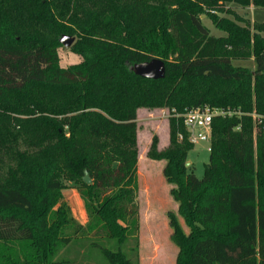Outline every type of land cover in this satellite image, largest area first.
Here are the masks:
<instances>
[{"label": "trees", "instance_id": "trees-1", "mask_svg": "<svg viewBox=\"0 0 264 264\" xmlns=\"http://www.w3.org/2000/svg\"><path fill=\"white\" fill-rule=\"evenodd\" d=\"M219 1L251 5L254 26L264 27V0H0V264H56L77 234L96 237L110 264H139L135 112L147 105L242 112L213 118L201 178L185 165L194 145L182 116L170 122L168 146L157 152L153 137L148 155L165 161L190 228L168 212L177 264H264V131L254 138L246 114H264V37L213 18L234 47L218 55L221 37L201 13ZM42 24L46 35H76L81 60L60 66L61 44ZM250 52L252 68L232 63ZM152 58L164 61L163 78L130 69ZM68 182L85 226L63 200Z\"/></svg>", "mask_w": 264, "mask_h": 264}, {"label": "rangeland", "instance_id": "rangeland-1", "mask_svg": "<svg viewBox=\"0 0 264 264\" xmlns=\"http://www.w3.org/2000/svg\"><path fill=\"white\" fill-rule=\"evenodd\" d=\"M221 22V20H231L234 23L244 27L253 38L255 34L264 37V27L253 24V7L251 5L227 4L222 1L215 5L203 6L201 21L208 28L209 32L215 36L221 37V43L218 47V55H226L234 49L231 41L224 39V32L218 29L212 19ZM38 26V25H37ZM39 28V27H38ZM43 35L49 33L47 26L43 24L39 28ZM50 34V33H49ZM62 34V33H61ZM61 34L46 35L47 39L57 42ZM67 34V33H65ZM74 42H77V36ZM252 43V40L250 41ZM59 44V43H58ZM237 48V46H236ZM240 50L249 49L239 47ZM60 66L66 67L78 63L81 56L73 50V47L67 48L62 45L57 47ZM253 57L251 52L247 57H237L232 59V63L237 66L253 67ZM254 92L251 87V94ZM254 101V97H253ZM1 111V110H0ZM184 111V110H183ZM182 111V112H183ZM182 112L174 108L160 105L140 106L136 109V147H137V182H138V206H139V228H138V262L139 264H177L180 247L171 239L172 227L169 225L168 212L171 211L182 232L187 234L190 228L184 222L183 217L178 211V203L170 195L171 184H169L162 174L164 160L162 158H153L148 155V150L152 138H156V151L165 149L170 141L171 126L173 118L181 116ZM76 112L67 113L65 116H73ZM251 116L250 122L253 126V136L255 138L256 128L261 127L264 131V114L255 113L254 107L251 112L246 113ZM37 115V114H36ZM62 116H58L61 118ZM178 140H181L179 132ZM207 143L200 142L194 144L193 148L187 153V162L193 168L194 174L201 178L204 168L208 164L209 152L206 150ZM63 200L69 205L75 219L83 226L88 222L86 209L83 200L80 198L76 188L71 183L61 190ZM79 199L83 214L79 213L76 199ZM82 213V212H81ZM90 236V237H88ZM103 246L92 234H77L73 237L70 248L59 252L54 261L56 264H62L66 259H78V264H110L100 253L99 247Z\"/></svg>", "mask_w": 264, "mask_h": 264}, {"label": "built area", "instance_id": "built-area-1", "mask_svg": "<svg viewBox=\"0 0 264 264\" xmlns=\"http://www.w3.org/2000/svg\"><path fill=\"white\" fill-rule=\"evenodd\" d=\"M242 112L229 107H191L185 108L181 116L183 118L184 129L190 143L197 144L206 142V150L210 151L211 123L214 117L239 116ZM182 138V135H180Z\"/></svg>", "mask_w": 264, "mask_h": 264}, {"label": "water", "instance_id": "water-1", "mask_svg": "<svg viewBox=\"0 0 264 264\" xmlns=\"http://www.w3.org/2000/svg\"><path fill=\"white\" fill-rule=\"evenodd\" d=\"M59 42L62 46L70 48L74 42V37L70 35H61ZM136 75L151 78V79H160L165 75V63L159 58H152L148 61L139 62L131 66L130 68ZM186 166L189 165L188 162L185 163ZM84 183H90V177L87 172H84L82 178Z\"/></svg>", "mask_w": 264, "mask_h": 264}, {"label": "crops", "instance_id": "crops-1", "mask_svg": "<svg viewBox=\"0 0 264 264\" xmlns=\"http://www.w3.org/2000/svg\"><path fill=\"white\" fill-rule=\"evenodd\" d=\"M74 201H76L77 206L79 207V213H80V214H83L82 206H81V202H80V200L77 198V199L74 200ZM81 212H82V213H81Z\"/></svg>", "mask_w": 264, "mask_h": 264}]
</instances>
